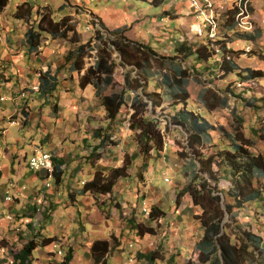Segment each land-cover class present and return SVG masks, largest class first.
Here are the masks:
<instances>
[{"label": "rangeland", "instance_id": "374dc122", "mask_svg": "<svg viewBox=\"0 0 264 264\" xmlns=\"http://www.w3.org/2000/svg\"><path fill=\"white\" fill-rule=\"evenodd\" d=\"M238 1L210 0L218 17L217 36L212 39L196 35L190 29L197 14L189 0H166L158 6L137 0L8 2L0 12V264H17L14 255L24 242L34 237L37 229L56 240L46 247L38 246L28 264H55L69 246L74 248L69 264H94L88 252L96 238H106L111 243L107 264H148L138 257V252L154 249L164 256L155 264H167L168 256L176 252L179 253L176 264H187L197 252L204 229L195 217L201 207L188 194L183 195L179 206L174 200L176 192L191 181L198 161L187 146V131L166 125L167 113L172 114L174 108L163 75L174 73L173 65L186 68L188 108L225 130L211 131L201 151L212 152L216 144L222 147L229 144L228 134L239 129L252 141V150L264 154V74L247 80L236 73L224 78L213 66V60L200 62L195 57L174 56L175 45L186 40L196 47L210 46L217 52L214 59L220 60V48L225 43L227 49L235 51L233 56L242 68L264 71V0H243L247 9L236 16L233 28L229 29L225 22L227 13ZM44 13L55 19L67 16L83 43L94 36L96 29L108 39L114 37L108 33L110 30L121 27L130 39L151 44L163 57H174L164 60L166 63L155 62L148 70L146 90H157L162 96V106L153 108L150 104L148 114L161 122L166 140L163 151L147 154L140 151L129 128L132 93L125 96L126 103L115 120H109L94 89L89 85L78 87L84 71L69 73L63 68L58 75L57 91L45 98L36 94L39 72L47 68L57 71L66 53L74 47L69 39L43 33L38 49L29 51L25 32L35 27ZM99 21L106 29L100 27ZM254 33L255 37L248 39ZM92 44L98 46L100 40L95 39ZM96 52L91 49L92 56L85 57V68L95 64ZM112 59L117 62V75L113 87H107L105 94L120 90L122 74L130 69L120 64L117 51L112 52ZM133 69L135 73L136 68ZM205 90L209 102L218 105L216 108L207 109L200 101L199 94ZM214 95L218 99L226 97L227 105L220 106ZM98 128L112 133L116 145L105 144L95 150L100 141L94 137ZM36 147L64 158L61 183H56L52 176L47 185L44 176L28 169L27 158ZM181 148L188 155H180ZM98 152L102 155L96 157ZM126 153L132 160L130 175L120 177L111 192L80 193L84 181L92 178L95 170L108 174L110 167L122 164ZM231 179L227 173L218 185L228 189L233 184ZM259 181L262 184L264 176ZM7 188L10 192H6ZM9 194L12 199L6 198ZM225 199L223 196L222 206L228 201ZM153 205L165 210V216L151 218ZM35 209L39 212L37 217ZM48 209L50 217L46 218ZM233 210V213L226 211L223 220L232 224L228 229L230 236L238 238L242 230H250L261 236L264 245V196ZM131 215L155 226V233L142 236L134 233L127 223ZM258 255H262L260 251Z\"/></svg>", "mask_w": 264, "mask_h": 264}, {"label": "trees", "instance_id": "16d2710c", "mask_svg": "<svg viewBox=\"0 0 264 264\" xmlns=\"http://www.w3.org/2000/svg\"><path fill=\"white\" fill-rule=\"evenodd\" d=\"M9 1L0 0V12L3 11ZM137 1H146L158 6L166 0ZM237 6L227 13L225 22L229 29L233 28L234 20L241 12V8ZM16 16L22 18L21 15ZM99 25L105 28L102 21H99ZM124 32L125 29L121 27L114 28L108 32L114 37L106 39L105 35L99 29H96L94 36L83 43L67 16L55 19L53 15L51 16L48 13L41 15L36 26L28 28L25 32L26 44L30 52L38 49L43 33L50 34L53 38L69 39L74 47L66 53L64 63L60 65L57 71L52 72L50 68H47L45 71L39 72L38 87L35 92L39 97L45 98L57 91L60 83L58 75L63 68L69 73L84 71L80 76L78 87L83 89L88 85H92L94 95L98 98L100 105L105 108L107 119L112 121L115 120L126 103L125 96L132 93L130 105L133 112L130 116L129 128L135 134L134 137L140 151L144 154L150 151H163L166 140L161 122L148 114L150 104L153 108L162 106V96L157 90H146L149 83L148 70L155 62L166 63L164 60H172L174 57H163L151 44L134 41ZM253 37H255V33L248 35V39H253ZM95 39L100 40V45L95 46L92 44ZM91 49L97 51L96 61L94 65L85 68V57L92 56L89 53ZM114 51L118 52L120 64L126 68L130 66V69L122 74L121 89L105 94V89L109 86L113 87L116 80L117 62L112 59V52ZM220 51L222 53L221 59H214L217 54L215 49L207 45L196 47V45H192L185 40L175 45L174 56L181 55L183 59L195 57L200 62L213 60V66L219 69L224 78L231 73H236L244 80L255 76H263L264 71L262 70L250 67L242 68L233 56L235 51L227 49L225 43L221 46ZM162 65L164 66V64ZM133 68H136L135 73H133ZM173 72L163 75L165 90L172 98L171 107L174 108L172 114L167 113L169 118L166 125L173 124L187 131V146L195 154L198 161L197 169L194 170L191 181L176 192L174 201L175 205L179 206L183 195H190L193 203L201 207V212L195 214V217L204 228L197 242V252L188 259L187 264H245L246 262L264 264V245L261 236L244 229L242 235L238 238L236 236L231 237L228 229L232 224L223 221L226 211L233 213L235 206L241 207L245 202L256 201V199L264 196V181L262 184L259 181V177L264 176V154L254 152L252 141L239 129L228 134L229 144L223 147L216 144L212 152L201 151L200 148L203 147L205 139L211 131L219 129L225 132V130L222 126L210 122L202 113L188 108L187 83L189 72L179 65H173ZM207 92L208 90H205V92L200 93L199 99L207 109L211 110L218 105L209 102ZM215 96L214 98L220 102V106L227 105L226 97L218 99L219 96ZM106 130L98 128L94 131V137L100 139L99 143L94 146L95 150L105 144L116 145L117 141H115L114 135ZM178 151L180 155H188V152H185L183 148ZM100 155L102 154L98 152L96 157ZM52 163L51 175L54 176L55 182L59 184L63 180L62 165L65 160L63 157L53 156ZM131 165V156L126 153L122 157V164L110 167L108 174L95 170L93 177L84 181L80 193L93 191L106 194L111 192L120 177L130 175L129 168ZM35 173L38 172L35 171ZM227 173L231 174L233 184L230 188L225 189L220 187L218 183ZM223 196L228 199L224 206L221 204ZM38 214V210L35 209L34 217H37ZM165 214V210L157 205H153L150 209L151 218H158L165 216ZM49 215L48 209L45 211L44 216L47 218L50 217ZM127 223L129 228L137 235L155 233V226L138 221L133 215L127 218ZM55 240L54 236H45L37 229L34 237L24 242L23 247L16 252L14 261L17 264L30 263L31 255L38 246L43 245L46 247ZM91 243L88 254L93 258L94 264H107V253L111 249L109 240L96 238ZM258 251L261 252V256L258 255ZM178 254V252L171 253L167 258V264H176ZM73 256L74 248L69 246L62 259L55 264H69ZM138 257L146 259L148 264H155L157 259H164L163 254L156 249L139 251Z\"/></svg>", "mask_w": 264, "mask_h": 264}, {"label": "built area", "instance_id": "2783aa9c", "mask_svg": "<svg viewBox=\"0 0 264 264\" xmlns=\"http://www.w3.org/2000/svg\"><path fill=\"white\" fill-rule=\"evenodd\" d=\"M191 6L194 8V12L197 14V19L191 24V30L196 35H202L206 38H215L217 36V26H218V17L216 12V7L214 3L210 0H189ZM237 5L241 8V12L237 15V18L242 15L247 9V3H243V0H239ZM38 86H35L37 90ZM53 153L50 150L43 149L41 147H36L32 150V153L27 158V167L29 170L35 172L38 171L41 167L47 169L45 183L50 185L49 179L52 177V156ZM6 192H10L9 189H6ZM7 199H12V195L9 194L6 196ZM41 200V199H40Z\"/></svg>", "mask_w": 264, "mask_h": 264}, {"label": "water", "instance_id": "95a60500", "mask_svg": "<svg viewBox=\"0 0 264 264\" xmlns=\"http://www.w3.org/2000/svg\"><path fill=\"white\" fill-rule=\"evenodd\" d=\"M46 173H47V169L45 167H41L38 170V174L41 175V176H46Z\"/></svg>", "mask_w": 264, "mask_h": 264}, {"label": "crops", "instance_id": "0c3cea01", "mask_svg": "<svg viewBox=\"0 0 264 264\" xmlns=\"http://www.w3.org/2000/svg\"><path fill=\"white\" fill-rule=\"evenodd\" d=\"M92 89H94L93 87H92V85H89ZM62 167H63V165H62ZM90 179V178H89Z\"/></svg>", "mask_w": 264, "mask_h": 264}]
</instances>
